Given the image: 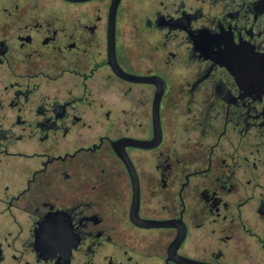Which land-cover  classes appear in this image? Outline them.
Wrapping results in <instances>:
<instances>
[{
  "label": "flooded vegetation",
  "instance_id": "af4514ba",
  "mask_svg": "<svg viewBox=\"0 0 264 264\" xmlns=\"http://www.w3.org/2000/svg\"><path fill=\"white\" fill-rule=\"evenodd\" d=\"M0 264H264V0H0Z\"/></svg>",
  "mask_w": 264,
  "mask_h": 264
}]
</instances>
